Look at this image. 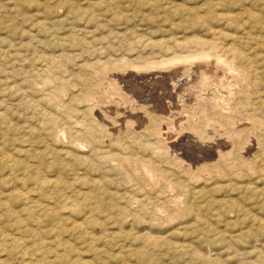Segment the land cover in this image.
<instances>
[{
    "label": "rangeland",
    "instance_id": "1",
    "mask_svg": "<svg viewBox=\"0 0 264 264\" xmlns=\"http://www.w3.org/2000/svg\"><path fill=\"white\" fill-rule=\"evenodd\" d=\"M0 264H264V0H0Z\"/></svg>",
    "mask_w": 264,
    "mask_h": 264
},
{
    "label": "bare ground",
    "instance_id": "2",
    "mask_svg": "<svg viewBox=\"0 0 264 264\" xmlns=\"http://www.w3.org/2000/svg\"><path fill=\"white\" fill-rule=\"evenodd\" d=\"M217 47V46H216ZM205 49V48H204ZM215 53V52H214ZM210 54H207V53H202V54H199V56L200 57H208ZM224 57V56H223ZM182 58V57H181ZM185 57H183L182 59H184ZM190 58H192V56H190V57H187V58H185V60H189ZM187 62V61H186ZM224 63V62H223ZM223 63H222V67H223ZM220 64V63H219ZM225 64H226V62H225ZM224 64V66H228V65H230L231 66V68H232V64L230 63H228V65H225ZM124 65V64H123ZM122 65V66H123ZM126 68V67H125ZM128 68V67H127ZM228 68V67H227ZM121 69V68H120ZM141 69V68H140ZM118 75H119V73H117ZM219 107V106H218Z\"/></svg>",
    "mask_w": 264,
    "mask_h": 264
}]
</instances>
